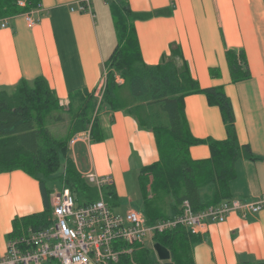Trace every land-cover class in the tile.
<instances>
[{"label":"crops","instance_id":"obj_1","mask_svg":"<svg viewBox=\"0 0 264 264\" xmlns=\"http://www.w3.org/2000/svg\"><path fill=\"white\" fill-rule=\"evenodd\" d=\"M127 1L139 12L170 9L168 14L135 21L147 63H158L177 42L202 87L224 86L233 104L239 141L262 157L237 161L232 198L260 199L264 195V0ZM86 2L87 8L81 10ZM32 15L37 19L33 26L20 13L0 28V91H12L21 79L32 81L38 76L48 80L61 103L77 91L82 95L98 91L105 81V60L117 45L108 0H41ZM227 47L245 50L250 78L232 82ZM212 67L220 69L219 76L211 75ZM185 111L195 136L227 137L221 109L210 104L204 93L187 95ZM99 120L104 138L81 140L69 145V152L83 176L88 171L111 176L120 203L130 197L131 176H138L140 185V177L149 175L143 167L158 160L155 136L123 110L104 108ZM190 152L197 159L211 154L206 143L192 145ZM43 209L38 179L23 170L0 173V253L6 250L13 220ZM197 234L201 240L193 245L196 264H264V207L245 215L233 211L224 221H209Z\"/></svg>","mask_w":264,"mask_h":264},{"label":"trees","instance_id":"obj_2","mask_svg":"<svg viewBox=\"0 0 264 264\" xmlns=\"http://www.w3.org/2000/svg\"><path fill=\"white\" fill-rule=\"evenodd\" d=\"M24 1L25 5L19 4V0H0V19L41 5V0ZM108 3L117 31V45L105 60L108 74L102 100L97 102L94 91L84 92V101L70 111L69 134L57 137L50 130L53 120L63 118V106L44 76L32 81L21 79L12 91H0V173L23 170L35 177L44 201L42 211L13 220L9 238L21 235L29 227L48 223L51 215L48 177L60 168L63 157L69 159L64 182L79 202L88 203L99 197L96 186L89 184L69 156L68 143L71 136L82 131H89L92 141L104 138L99 120L102 104L111 110H123L141 128L154 133L159 158L144 166L143 173L149 175L140 177L143 210L149 223L176 217L183 211L185 200L193 210L200 211L232 198L231 182L236 178L237 161L242 157L262 159L249 144L239 141L233 104L224 86L202 87L179 43L172 42L169 53L158 63L145 61L135 21L168 14L170 9L139 12L127 0H108ZM226 58L232 82L251 77L244 49L227 47ZM210 73L219 76L220 69L212 67ZM117 74L122 77L121 82ZM80 93L71 94V98ZM192 93H204L210 104L219 106L227 131L225 139L200 138L192 133L185 111V97ZM200 143L209 145V157L197 159L191 155L190 147ZM103 192L112 206L119 204L113 183L105 185ZM151 238L152 245L135 242L129 245L132 252L122 253L117 262L108 264H164L154 248L157 242L169 249L174 264H196L193 245L201 240L199 234L177 225L154 231Z\"/></svg>","mask_w":264,"mask_h":264},{"label":"built area","instance_id":"obj_3","mask_svg":"<svg viewBox=\"0 0 264 264\" xmlns=\"http://www.w3.org/2000/svg\"><path fill=\"white\" fill-rule=\"evenodd\" d=\"M19 4L25 5V1L19 0ZM87 5V2L81 4L80 9L85 10ZM25 15L29 26L37 22L32 10ZM8 18L0 19V28L7 26ZM81 140H91L89 131L73 135L70 145ZM85 177L94 182L99 197L82 203L69 187L53 193L48 223L38 228L29 227L21 235L9 238L5 252L0 253V264H42L52 259L59 264H108L117 262L122 253L130 252L129 245L135 242L146 245L147 237L154 231L182 225L199 233L209 221H224L233 211L245 215L246 211L256 213L264 207V195L255 201L224 199L200 211L193 210L185 200L183 211L176 217L149 223L141 210L114 211L103 192V187L112 183L111 176L88 171Z\"/></svg>","mask_w":264,"mask_h":264},{"label":"rangeland","instance_id":"obj_4","mask_svg":"<svg viewBox=\"0 0 264 264\" xmlns=\"http://www.w3.org/2000/svg\"><path fill=\"white\" fill-rule=\"evenodd\" d=\"M107 74H108V70H105V81L103 84V87L101 88L100 92L97 94V91L94 92L95 97L97 98V102H101L102 100V96H103V92H104V86L106 84V79H107ZM117 80L118 81H122V77L120 75L117 74ZM82 101H84V94H75L72 98L70 97L69 101H66L64 103H61V106H63L62 108V114H63V118L57 119V120H53L52 123L49 125L51 132L57 136V137H62V136H66L67 134H69L70 130H71V126H70V118H71V112L70 111H74L77 109V105H79ZM102 109L106 108L103 104L101 105ZM104 107V108H103ZM72 138V136L70 137V139ZM69 139V140H70ZM70 145V141L68 143ZM70 147V146H69ZM69 156H72V153L69 152ZM73 160V159H72ZM75 162V161H74ZM79 162L81 163L82 168H84V164L82 162V159H79ZM69 163V159L68 158H64L61 161V166L60 168L55 172L52 173L49 177H48V185L49 188L51 190V194H50V205H51V198L53 193H55L56 191L66 187V184L64 182V177H65V173L67 171V165ZM87 181L89 182L90 185H95L94 182H92L91 180L87 179ZM129 190H130V197H128V199H121V202L119 204H117L116 206H112L114 211L117 213H124L128 208L130 207H135V208H143V199H142V192L140 189V185H139V179L138 176L135 179L134 175L131 176V179H129ZM8 237L6 236V241H7ZM153 241L151 236L149 235L146 239V245H152ZM146 245H142V246H146ZM133 251V248H131L130 252ZM171 260V258H170ZM172 261V260H171ZM163 263L165 261H162Z\"/></svg>","mask_w":264,"mask_h":264},{"label":"water","instance_id":"obj_5","mask_svg":"<svg viewBox=\"0 0 264 264\" xmlns=\"http://www.w3.org/2000/svg\"><path fill=\"white\" fill-rule=\"evenodd\" d=\"M154 248H155V250H156V252H157L158 257H159L161 260L165 261L164 264H174V263L170 260V258H171V253H170V251H169L168 248H166L165 246H163L162 244H160V243H158V242H157V243H154Z\"/></svg>","mask_w":264,"mask_h":264}]
</instances>
